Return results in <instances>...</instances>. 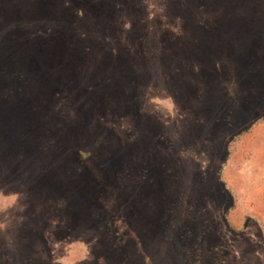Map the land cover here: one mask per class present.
I'll return each mask as SVG.
<instances>
[{
    "label": "rangeland",
    "instance_id": "374dc122",
    "mask_svg": "<svg viewBox=\"0 0 264 264\" xmlns=\"http://www.w3.org/2000/svg\"><path fill=\"white\" fill-rule=\"evenodd\" d=\"M0 41V264H264V0H0Z\"/></svg>",
    "mask_w": 264,
    "mask_h": 264
},
{
    "label": "trees",
    "instance_id": "16d2710c",
    "mask_svg": "<svg viewBox=\"0 0 264 264\" xmlns=\"http://www.w3.org/2000/svg\"><path fill=\"white\" fill-rule=\"evenodd\" d=\"M0 45H1V41H0ZM28 75H29V73H26V74H22V73H20V75H19V80H20V82L21 81H23L21 84L23 85L25 82L27 83V79H28Z\"/></svg>",
    "mask_w": 264,
    "mask_h": 264
}]
</instances>
